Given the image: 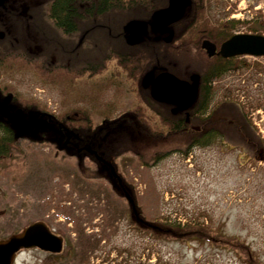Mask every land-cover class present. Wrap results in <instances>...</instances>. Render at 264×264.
<instances>
[{
  "label": "rangeland",
  "instance_id": "1",
  "mask_svg": "<svg viewBox=\"0 0 264 264\" xmlns=\"http://www.w3.org/2000/svg\"><path fill=\"white\" fill-rule=\"evenodd\" d=\"M5 1H8L9 6L0 14L5 25L0 27V36L10 42H26L31 48L40 45L49 49L47 41L50 40L49 43L55 46L50 47L53 52L47 51L49 56L45 62H53L51 65H54L58 60L55 58L56 52L63 55V45L67 39L60 29L55 30L50 26L53 22L45 15L49 4L47 0ZM219 4L214 1L209 13L213 22H222L226 18ZM20 15H32L38 30L48 26L44 37L29 34L14 19ZM113 16H118L117 12ZM96 25L98 29L105 22L98 20ZM239 29L244 31L247 26ZM72 35L70 41L80 43V35ZM177 41L172 40L176 46ZM40 50L29 53L31 58L44 55ZM204 59L206 57L201 60ZM242 59L245 60H241L235 71L214 81L216 97L213 103L219 102L225 94L243 103L250 100L264 102V57L242 56ZM81 61L79 59L78 62ZM242 62L246 65H242ZM26 64V69L20 68L25 65L22 60L18 68L0 65L5 79L3 83L14 85L10 86V91H15L22 98L20 103L23 105H17L23 109V115L18 116L17 120L13 115L12 120L17 124L14 126L18 128L19 137H25V140L21 138L14 142L13 150L0 161V192L7 193L5 198L1 197L3 200L20 205L22 211H25L24 206L37 210V217L43 215L44 219L53 223L56 232L65 235L66 251L56 257L55 264H106L102 262V257L108 254L113 258L108 264H155L158 258L162 259V264H243L234 252L210 244L158 242L148 236L138 235L126 219L128 202L116 196L111 183L98 178L82 179L79 172L81 168L89 176L98 169L97 163L88 156L85 158V153L80 151L84 154L81 165L79 157L70 153L76 144L66 145L61 133L67 129L56 128L50 118H44L43 114L46 113H38L35 103L39 102L44 103L49 112L60 113L65 108L64 95L56 86H41L45 91H41V87L38 92L35 91V87L40 86L36 77L44 71L27 60ZM168 64L177 69L172 72L180 77H185L182 72H189L192 68L176 59H171ZM153 69L154 65L148 67L147 71ZM125 89L122 88L124 92L119 98V106L116 105L118 118L122 116L121 112L129 108L133 98L132 93ZM108 93L110 101L117 98L116 88H109ZM6 99L0 93V102ZM223 105L225 109L219 107L217 114L218 128L224 134L221 139L223 144L219 140L208 145L197 144L186 154L181 149H189L187 145L194 134L200 132L197 129L189 127L167 138L153 132L151 134L145 124L130 125L132 122L128 121L118 123L117 118L104 129L107 130L106 136L102 137L105 144L91 148L99 155L103 154L102 157L112 160L111 165L116 167L117 173L135 185L138 202L143 205L147 218L164 216L183 223L187 220L205 221L204 224H209L215 231L222 230L245 239L264 257V163L248 159L244 150L249 153V148L245 147L238 134L233 132V138L227 137L228 107L226 102ZM232 107L236 105L232 104ZM250 109H247L248 113ZM5 115L8 116L9 111ZM263 115V111L254 110L250 113L252 123L256 122L258 127L260 125L264 129ZM95 121L100 122V118H95ZM196 123L194 120L193 124ZM227 126L232 129L231 124ZM38 137L48 140L37 141ZM97 153L90 155L96 156ZM27 157L36 159L34 168L31 162L25 161ZM116 246L133 249L134 254L128 256L126 252L122 259L120 254L117 255Z\"/></svg>",
  "mask_w": 264,
  "mask_h": 264
},
{
  "label": "trees",
  "instance_id": "2",
  "mask_svg": "<svg viewBox=\"0 0 264 264\" xmlns=\"http://www.w3.org/2000/svg\"><path fill=\"white\" fill-rule=\"evenodd\" d=\"M48 3L49 12L46 11V14L55 19L58 28L67 39L63 45V60L59 56L54 65H51L53 62L47 64L48 55L43 52L41 54L44 55L33 59L23 46V41L19 43L12 41L13 44H10V41L0 36V65L12 67L20 56L36 66L44 62L40 65L44 73L39 80L43 85L60 88V92L64 95L65 108L57 114L46 113L45 104L39 102L35 103L36 109L40 114L46 113L43 114L44 118H50L56 128L67 129L61 132L65 137L66 145L76 144L71 152L68 149L71 155L79 157V161L82 162L84 157L82 153H85V157L91 156L98 164L94 175L88 176L87 172L83 174L111 183L112 191L116 196L126 200L129 204L126 212V219L132 225L129 226L142 237L148 236L151 240L158 242L166 240L168 242L210 244L234 252L243 264H264V257L255 250L251 243L238 235L222 230L215 231L209 227V224H204L205 221L187 220L183 223L181 220L164 216L147 218L143 205L138 202V191L135 185L122 175L115 177L103 161L96 160L89 155L90 147L99 148V145L105 144L102 137L106 136L107 130L104 129L118 118L114 114L117 110L116 105L119 106V98L124 92L122 91L124 87L126 91L132 93L133 98L129 108L120 113L122 116L118 118V123L128 121L132 122L130 125L145 124V128L151 130V134L153 132L167 138L172 136V133L185 131L189 127L195 128L200 132L194 134V138L187 145L189 149H181L186 154L194 145H208L216 139H222L224 134L218 128L217 114L219 111L217 110L221 106L225 109L224 103L217 109L214 106L213 110L208 113L214 101L212 83L224 73L239 67L241 59L226 58L220 55L208 57L200 47L205 38L212 36H219L221 40L230 38L240 22L224 20L219 25L211 24L207 17L210 0H193L187 15L174 26V41L178 40L177 46L174 42L167 44L151 40L141 45L128 46L122 35L123 25L128 19L147 18L154 10L166 5L167 0H52ZM115 12L118 15L116 17L113 16ZM98 20L105 22V25L97 29ZM245 24L254 33H264L262 15ZM76 33L78 37L86 33L81 44L70 41V35ZM204 57L206 59L201 60ZM79 59L83 61L78 62ZM171 59H176L185 66L189 65L192 71H197L203 76L202 89L196 103L190 109L189 121L184 113L173 114L168 105L163 104V106L155 102L141 85L142 76L148 67L163 64L167 66ZM242 65L246 63L242 62ZM170 68L176 69L175 67ZM113 87L117 89L118 94L115 93L117 98L110 101L108 89ZM226 100V107H228L226 108L227 137L233 138V132L238 134L245 147L249 148V153L244 150L249 156L248 159L256 163H264V139L252 123L250 113L247 111L249 107L251 111L264 108V102L250 100L243 103L228 94H226ZM232 104L236 107H232ZM95 118H100V122H96ZM194 120L197 121L196 124H193ZM227 124H231L232 129L228 128ZM163 128L167 131L164 132ZM19 136L21 135L17 127H13L9 122H3V124L0 122V157L1 154L7 155L13 150L12 144L22 138ZM31 139L34 140L33 137ZM41 139L42 142L48 140L38 137L37 141ZM2 140L4 146L1 145ZM115 248L117 255L120 254L122 259L126 252L128 256L134 254L133 249L127 247L116 246ZM128 256L125 258L126 262ZM150 258L151 255H149ZM112 259L108 254L102 257V262L108 264ZM155 264H162V259L158 258Z\"/></svg>",
  "mask_w": 264,
  "mask_h": 264
},
{
  "label": "water",
  "instance_id": "3",
  "mask_svg": "<svg viewBox=\"0 0 264 264\" xmlns=\"http://www.w3.org/2000/svg\"><path fill=\"white\" fill-rule=\"evenodd\" d=\"M191 0H169L168 5L158 9L153 13L150 23L134 19L124 26V31L128 33L127 43L130 45L139 44L150 26L153 32H165L166 28L173 23L182 19L186 13V9L190 6ZM173 31L165 38L166 42H170L173 38ZM209 56L216 53L215 46L209 41L203 42ZM223 56L237 55H254L264 56V35L240 33L235 34L229 40L223 43L219 52ZM192 82L178 78L170 72H162L155 77L154 71L148 72L143 78V86L147 87L151 84V95L160 102L175 104L174 112L188 109L196 99L199 84V75H192ZM114 171V168H112ZM50 249L54 252L62 250V241L55 238L54 242H50Z\"/></svg>",
  "mask_w": 264,
  "mask_h": 264
},
{
  "label": "flooded vegetation",
  "instance_id": "4",
  "mask_svg": "<svg viewBox=\"0 0 264 264\" xmlns=\"http://www.w3.org/2000/svg\"><path fill=\"white\" fill-rule=\"evenodd\" d=\"M168 1L169 0H167V2ZM7 6H9L8 1L0 0V14L2 11L7 9ZM27 16L28 15H25V17L28 19ZM29 16L32 17V15ZM3 19L4 18H0V21H2ZM143 19L148 21L149 23L151 22L149 16ZM175 25L176 24H174L173 26H169L165 32H156L154 34H149L148 36L156 38L157 40H163L168 35V33L175 31ZM127 35L128 34H126V36ZM204 40L210 39L205 38ZM200 49L206 52L202 47H200ZM217 56L219 55H215V57ZM161 72L163 71L156 70L155 76H157ZM182 73L185 74V77L181 76V78L186 79L190 82V78L193 74L199 75L200 81L198 93H200L203 85L202 74L198 72H193L192 70H190L189 72L185 71ZM144 88L146 89V92H148V94L150 95L151 85ZM159 104L168 105L171 112L173 113L174 105L165 103ZM178 113H184L186 115L188 113L190 115V109L188 111L177 112L174 114ZM1 145L4 146L3 140ZM4 157L5 154H1L0 161ZM6 194V192H0V264H55L56 257L62 256L63 253L66 251L67 243L65 235L56 232L53 223L50 222L48 219H44L43 215L37 217L38 211L32 209V207L24 206L25 211H22V207L20 205H17L16 203H11L10 200H3L1 197L5 198ZM49 209L50 208H48V210ZM46 213L49 217H51L49 211H47ZM35 224L40 225L41 228H37V230L30 229ZM55 235L62 236L63 238V250L60 253L54 252L50 249L51 247L49 246L50 242H54Z\"/></svg>",
  "mask_w": 264,
  "mask_h": 264
},
{
  "label": "bare ground",
  "instance_id": "5",
  "mask_svg": "<svg viewBox=\"0 0 264 264\" xmlns=\"http://www.w3.org/2000/svg\"><path fill=\"white\" fill-rule=\"evenodd\" d=\"M169 35H170V33H168V35L166 37H168ZM174 35H175V33H174ZM234 35H235V33L232 36H234ZM230 38L225 39V40H223V39L221 40V38H219V36H212L211 38H209L210 40H208V41L215 46L216 51L218 50L220 52L222 49L223 43L226 42L227 40H229ZM232 57L233 56H226V58H232Z\"/></svg>",
  "mask_w": 264,
  "mask_h": 264
},
{
  "label": "built area",
  "instance_id": "6",
  "mask_svg": "<svg viewBox=\"0 0 264 264\" xmlns=\"http://www.w3.org/2000/svg\"><path fill=\"white\" fill-rule=\"evenodd\" d=\"M242 1H245V0H242ZM243 3V2H242Z\"/></svg>",
  "mask_w": 264,
  "mask_h": 264
}]
</instances>
